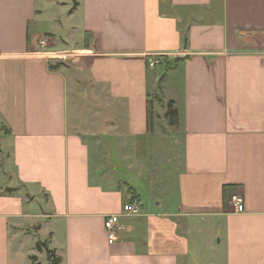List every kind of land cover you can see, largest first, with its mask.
Masks as SVG:
<instances>
[{
  "label": "crops",
  "instance_id": "1",
  "mask_svg": "<svg viewBox=\"0 0 264 264\" xmlns=\"http://www.w3.org/2000/svg\"><path fill=\"white\" fill-rule=\"evenodd\" d=\"M61 60L96 115L73 120ZM39 241L60 264H264V0H0V264H46Z\"/></svg>",
  "mask_w": 264,
  "mask_h": 264
},
{
  "label": "rangeland",
  "instance_id": "2",
  "mask_svg": "<svg viewBox=\"0 0 264 264\" xmlns=\"http://www.w3.org/2000/svg\"><path fill=\"white\" fill-rule=\"evenodd\" d=\"M59 61H56L55 63H57ZM61 68L66 71L68 73V77H69V92H70V96L71 98L73 97V100H71V102L73 101L76 111L73 112L72 110V117L73 120L79 116L82 115V112L85 113V115L89 116V118L91 116H93L94 114L96 115L97 111V104H94L91 102V95L89 92V88H88V84L86 82H84V79L80 76H78V73H76V71L73 69V67L71 66H67V65H62ZM169 70H165L164 66H157L155 69L152 70V74L155 76L154 79L155 81L158 82L160 81V79L165 76L167 74ZM100 102V101H99ZM100 106V105H99ZM87 116V117H88ZM167 143V141H166ZM167 146H169V144L167 143ZM150 152V150H148V153ZM173 153L172 151H170L167 147L166 149H163L162 153L160 155H158V164H161L163 161H169L170 159H172ZM149 160H151L152 156L148 154ZM136 175V174H134ZM137 176V175H136ZM141 181L137 180L138 183H142L144 182L143 179L140 178ZM122 182V181H121ZM143 193V192H142ZM146 203H150L148 201V197L147 195H143ZM39 250V249H38ZM211 250L212 248L210 247L209 251L207 252L208 255L211 254ZM42 251V250H40ZM47 254V253H46ZM31 256V260H32ZM37 261L42 264V259L38 256H36ZM191 258L195 259L196 256L194 254H191ZM33 263V261H32ZM45 263V261H44ZM46 264H48V260H47V255H46Z\"/></svg>",
  "mask_w": 264,
  "mask_h": 264
},
{
  "label": "built area",
  "instance_id": "3",
  "mask_svg": "<svg viewBox=\"0 0 264 264\" xmlns=\"http://www.w3.org/2000/svg\"><path fill=\"white\" fill-rule=\"evenodd\" d=\"M49 38L44 36L40 39L39 43L43 49H47ZM157 59H150V67H154L157 63ZM231 203L236 212H243L245 210V198L242 194H232ZM141 202L140 201H132L123 206V211L129 214H138L141 210ZM120 214L111 213L107 214L105 218V227L108 231L109 238L111 242L119 240V232L122 230V225L120 221Z\"/></svg>",
  "mask_w": 264,
  "mask_h": 264
},
{
  "label": "trees",
  "instance_id": "4",
  "mask_svg": "<svg viewBox=\"0 0 264 264\" xmlns=\"http://www.w3.org/2000/svg\"><path fill=\"white\" fill-rule=\"evenodd\" d=\"M164 60V68L165 70H169L173 67H175L177 61L179 59H171V58H168V57H164V58H161ZM69 62H67L66 60H61L59 62H57L56 64H51V68L52 69H55V68H58L59 66L61 65H64V64H68ZM163 78V77H162ZM168 115L171 117L172 121H173V118L177 116V111L173 109V102L172 101H169L168 102ZM37 248L39 250H42L43 248L46 249V252H47V257H48V260H49V264H60V258L56 255V252L54 249H51L47 246L46 242H43V241H39L37 243ZM32 261H33V264H40L38 261H37V258L36 256H33L32 257Z\"/></svg>",
  "mask_w": 264,
  "mask_h": 264
}]
</instances>
